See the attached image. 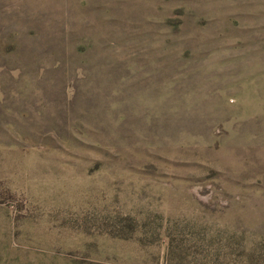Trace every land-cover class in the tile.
Here are the masks:
<instances>
[{
	"label": "rangeland",
	"instance_id": "rangeland-1",
	"mask_svg": "<svg viewBox=\"0 0 264 264\" xmlns=\"http://www.w3.org/2000/svg\"><path fill=\"white\" fill-rule=\"evenodd\" d=\"M0 264H264V0H0Z\"/></svg>",
	"mask_w": 264,
	"mask_h": 264
}]
</instances>
